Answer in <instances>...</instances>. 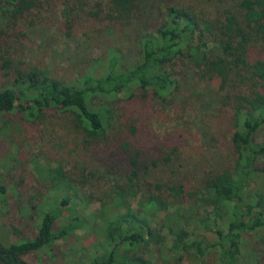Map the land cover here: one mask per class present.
Here are the masks:
<instances>
[{
    "label": "trees",
    "instance_id": "trees-1",
    "mask_svg": "<svg viewBox=\"0 0 264 264\" xmlns=\"http://www.w3.org/2000/svg\"><path fill=\"white\" fill-rule=\"evenodd\" d=\"M57 2L64 5L68 29L82 18L103 32L109 28L122 46L108 49L94 75L70 84L39 67H10L13 61L2 56L5 75L14 73L15 79H9L11 87H0V115L13 113L36 124L48 112L70 114L71 127L85 132L84 148L95 142L102 148L89 156L101 171L84 163L73 165L76 174L66 172L62 161L52 168L53 189L70 186L77 197L45 213L34 238L9 245L0 241V264H31L28 255L86 228L91 219L83 207L97 199L92 193L77 199L74 185L90 186L99 179H108L110 194L98 199L102 209L93 214L105 224L107 244L101 243L105 247L93 264H130L125 256L131 249L121 248L128 244L138 245L135 260L146 264L141 246L154 233L164 241L163 229L171 235L167 248L177 263L191 256L192 264H242L248 247L257 264H264V180L257 191L250 186L264 178V0H0V16L17 22ZM132 47L135 61L125 63ZM98 98L101 104L95 103ZM154 99L173 105V99H209L217 105L220 116L204 123L211 130L202 133L206 144L195 143L188 126L160 156L147 152L154 136L142 126L154 119ZM123 101L129 104L116 106ZM229 109L233 153L213 163L216 143H227L232 133L217 129L225 126ZM260 135L263 142L256 143ZM183 146L188 151H180ZM203 149L208 153L202 158ZM5 192L1 186L0 195ZM202 208L212 211L201 213ZM164 212L168 226L162 224ZM193 226L201 233L192 239ZM205 233H212L214 242ZM109 243L113 248L106 254Z\"/></svg>",
    "mask_w": 264,
    "mask_h": 264
},
{
    "label": "rangeland",
    "instance_id": "rangeland-1",
    "mask_svg": "<svg viewBox=\"0 0 264 264\" xmlns=\"http://www.w3.org/2000/svg\"><path fill=\"white\" fill-rule=\"evenodd\" d=\"M65 19L64 5L60 2L51 8H43L40 13L38 10L31 11L25 15L24 19L17 22L5 15L0 16V42L2 43L0 87L3 85L11 87L12 82H9V79H15L14 73H11L9 78L5 75L2 69L5 65L2 56L8 61H13L10 67L20 66L23 70L39 67L49 71L52 77L70 84L76 83L83 76L94 75L96 73L94 69L101 68L104 64L102 60L108 57V49L113 48L114 45L122 46V41L116 36L112 37V31L109 28L105 27L103 32L99 29L100 27L91 26L83 22L82 18H78L73 23V31H71L65 26ZM85 27L87 29H84ZM136 53L134 47L129 49L125 63L135 61ZM187 95L188 92H186ZM101 99H96L95 103L101 104ZM208 100L173 99L175 102L173 105L163 102L162 99H154L152 101L155 111L154 119L142 126L145 134L154 136L153 146L146 151L154 156H160L163 149L176 145L174 136H181V133L187 132L188 126L192 128L191 136L194 137L195 143L204 146L206 142L202 133L211 132L210 127H204V123L211 125L220 116L218 108H215L217 105L211 104ZM124 102L117 103L116 106L119 107ZM25 105L27 107V104ZM227 112L229 115L227 118L224 117L225 126L219 125L217 129L225 130L227 127L232 133L229 132L226 135L227 143L221 144V141L218 145L216 143V147L213 148L216 152L210 154L213 163L221 161V157L228 155V152L233 153L231 142L234 126L228 121L233 111L229 109ZM15 116L13 113L0 115V187L6 188L5 194L0 195V241L5 245L34 238L45 213L57 212L60 208L63 209L64 199L77 197L73 187L69 186L67 190L53 189L54 187L48 181L49 173H52V168H56L60 161L64 163L66 172L71 171L74 174L77 170L73 165L84 163L91 169L99 168L101 171L97 162L89 156L101 154L102 148H97V142L88 149L84 148L82 140L86 139L85 132L71 127L70 120L73 117L70 114L48 112L41 122L36 124L31 121H20ZM75 137L79 140L77 141ZM184 140L188 141V134ZM261 142H263V135L256 139V143ZM180 151H188L187 146L181 147ZM201 152L202 158L208 153L206 149ZM77 162L80 163L77 164ZM161 171L165 173L163 169ZM263 180L264 178L257 180L258 183H252L251 189L257 191L262 188ZM108 182V179L102 181L99 179L90 186L74 185L80 192L77 199L91 193L97 199L83 207L86 214H89L90 224L84 229L76 230L69 239L60 240L53 248L32 253L26 259L31 264H93L96 259H99L102 248L105 247L103 245L107 244L105 243V224L103 220H97L93 213H99L102 209L98 199L104 193L110 194ZM71 202L72 205L75 204L74 200ZM207 210L208 213L212 211L210 208H202L201 213ZM165 215V212L161 215L162 224L168 226L164 220ZM152 225L157 229L160 228L157 222ZM189 229L192 239L201 233L198 227L193 226ZM160 234L165 238L164 241H157L154 233L148 236L141 246V253L146 264H192L191 256L177 263L167 248L172 245L171 235L167 229H163ZM205 235L207 241L214 242L215 237L212 233H205ZM108 245L106 254L113 248L111 243ZM135 246L131 247L129 244L121 246L124 251L126 248L131 249L129 256L126 250L125 256L130 264H140L134 257L139 250L138 245ZM244 253L245 255L241 258L242 264H257L255 252L245 247ZM207 260L211 262L214 257L213 259L209 257Z\"/></svg>",
    "mask_w": 264,
    "mask_h": 264
}]
</instances>
